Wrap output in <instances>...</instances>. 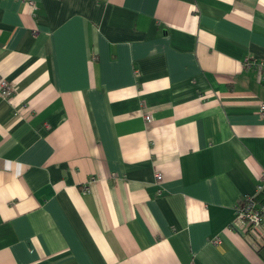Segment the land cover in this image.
<instances>
[{
  "label": "crops",
  "instance_id": "crops-1",
  "mask_svg": "<svg viewBox=\"0 0 264 264\" xmlns=\"http://www.w3.org/2000/svg\"><path fill=\"white\" fill-rule=\"evenodd\" d=\"M247 58L264 0H0V264H264Z\"/></svg>",
  "mask_w": 264,
  "mask_h": 264
},
{
  "label": "built area",
  "instance_id": "built-area-1",
  "mask_svg": "<svg viewBox=\"0 0 264 264\" xmlns=\"http://www.w3.org/2000/svg\"><path fill=\"white\" fill-rule=\"evenodd\" d=\"M30 4L35 7V3L30 1ZM246 69H259L262 71V80L264 82V60L256 61L247 58L245 60ZM0 91L2 94L8 96L14 91L13 85L7 80L2 79L0 81ZM264 110V103L261 106ZM147 121L152 120L151 114H146ZM157 178H162V173H157ZM264 180V177H263ZM262 181V180H261ZM261 187L259 183L258 188ZM236 218L242 219L246 222V233L247 236L254 242V244L259 248L261 244L264 243V215L260 207L253 200V194H246L244 200H240L236 207ZM215 241H218L216 239Z\"/></svg>",
  "mask_w": 264,
  "mask_h": 264
},
{
  "label": "trees",
  "instance_id": "trees-1",
  "mask_svg": "<svg viewBox=\"0 0 264 264\" xmlns=\"http://www.w3.org/2000/svg\"><path fill=\"white\" fill-rule=\"evenodd\" d=\"M260 183L261 187L258 188V191L255 194H253V200L257 203L258 207L261 208L264 215V180H262ZM241 200H244V197ZM258 252L264 258V243L258 248Z\"/></svg>",
  "mask_w": 264,
  "mask_h": 264
}]
</instances>
